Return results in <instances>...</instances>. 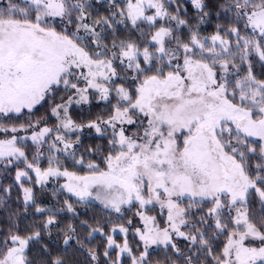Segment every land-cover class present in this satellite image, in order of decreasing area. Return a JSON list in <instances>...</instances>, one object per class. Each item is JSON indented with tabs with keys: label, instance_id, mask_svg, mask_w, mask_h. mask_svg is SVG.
<instances>
[{
	"label": "snow or ice",
	"instance_id": "obj_1",
	"mask_svg": "<svg viewBox=\"0 0 264 264\" xmlns=\"http://www.w3.org/2000/svg\"><path fill=\"white\" fill-rule=\"evenodd\" d=\"M0 264H264V0H0Z\"/></svg>",
	"mask_w": 264,
	"mask_h": 264
},
{
	"label": "trees",
	"instance_id": "obj_2",
	"mask_svg": "<svg viewBox=\"0 0 264 264\" xmlns=\"http://www.w3.org/2000/svg\"><path fill=\"white\" fill-rule=\"evenodd\" d=\"M82 211H83V210H82ZM93 211H95V210H94V209H93V210H88V211H87V216H88V217H91L92 214H93ZM84 218H85L84 215H82V216H81V219H84ZM64 222L67 223V222H70V221H68L67 219H65ZM76 223H78V221H76ZM68 255H69L70 257L73 256V252H72L71 249H69V251H68ZM160 255H162V253H161ZM75 258H76V259H82V257H80L78 253L75 254Z\"/></svg>",
	"mask_w": 264,
	"mask_h": 264
}]
</instances>
